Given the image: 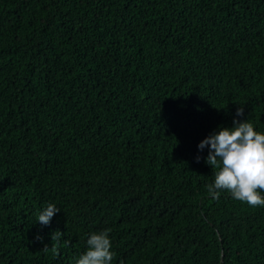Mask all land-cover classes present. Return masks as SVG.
I'll return each mask as SVG.
<instances>
[{"label":"trees","instance_id":"16d2710c","mask_svg":"<svg viewBox=\"0 0 264 264\" xmlns=\"http://www.w3.org/2000/svg\"><path fill=\"white\" fill-rule=\"evenodd\" d=\"M237 107L264 132V0H0V264L104 229L112 264H264V206L197 149Z\"/></svg>","mask_w":264,"mask_h":264},{"label":"clouds","instance_id":"9594fccd","mask_svg":"<svg viewBox=\"0 0 264 264\" xmlns=\"http://www.w3.org/2000/svg\"><path fill=\"white\" fill-rule=\"evenodd\" d=\"M242 115L243 108L237 107L231 126L217 125L197 144L198 152L207 148L205 161L214 168L207 192L212 199L226 192L249 206H264V132L256 130L248 119H238ZM195 159L199 161L200 156ZM58 211L56 204L47 203L36 222L48 225ZM35 239L42 238L36 235ZM85 244L74 264H112L114 252L107 229L88 233Z\"/></svg>","mask_w":264,"mask_h":264}]
</instances>
